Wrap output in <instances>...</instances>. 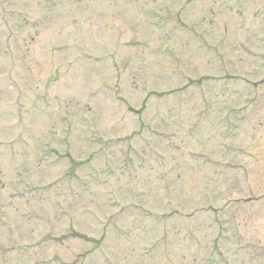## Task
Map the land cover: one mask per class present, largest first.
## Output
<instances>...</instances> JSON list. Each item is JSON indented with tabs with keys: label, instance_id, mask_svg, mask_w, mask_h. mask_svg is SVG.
<instances>
[{
	"label": "rangeland",
	"instance_id": "obj_1",
	"mask_svg": "<svg viewBox=\"0 0 264 264\" xmlns=\"http://www.w3.org/2000/svg\"><path fill=\"white\" fill-rule=\"evenodd\" d=\"M0 264H264V0H0Z\"/></svg>",
	"mask_w": 264,
	"mask_h": 264
}]
</instances>
